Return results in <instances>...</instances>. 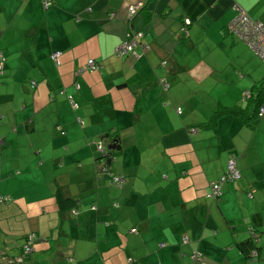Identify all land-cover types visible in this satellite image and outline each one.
<instances>
[{
    "label": "crops",
    "instance_id": "crops-1",
    "mask_svg": "<svg viewBox=\"0 0 264 264\" xmlns=\"http://www.w3.org/2000/svg\"><path fill=\"white\" fill-rule=\"evenodd\" d=\"M42 2L0 0V157L23 125L34 170L25 189L0 168V199L10 198L0 201V264H199L194 253L203 264H264V117L199 126L217 106L251 114L242 94L256 93L264 65L229 24L239 9L264 23V0ZM130 32L139 45L117 57ZM115 135L103 170L91 143ZM231 156L240 179L210 199ZM56 184L73 209L57 208ZM250 237L258 254L247 257L239 244Z\"/></svg>",
    "mask_w": 264,
    "mask_h": 264
},
{
    "label": "built area",
    "instance_id": "built-area-1",
    "mask_svg": "<svg viewBox=\"0 0 264 264\" xmlns=\"http://www.w3.org/2000/svg\"><path fill=\"white\" fill-rule=\"evenodd\" d=\"M42 4L44 8H48L50 6V0H42ZM142 7V5L139 6H132L128 9V21H131V19L136 15V13L139 11V9ZM186 24L189 23L188 20H185ZM230 31L237 36L241 41H243L247 47L264 63V23H261L259 21L253 20L250 18L244 11L240 10L238 11L237 16L233 19V21L229 24ZM139 34L135 33H128L127 39L121 43L119 46L115 49V55L117 57H124L125 55H128L130 53H134V49L139 45ZM60 53L56 52L54 53L51 58L58 64V57ZM4 61V58L2 57V54L0 53V67L2 62ZM88 67L91 70H97L99 68V64L96 63L93 60L88 61ZM33 85V84H32ZM244 98L249 97V93L245 92L243 93ZM178 113H180V110H178ZM259 115L264 116V104L260 106L259 108ZM98 151H102L101 145L97 146ZM235 161L233 159H230L227 162L226 172L224 176L220 179L219 184H212L210 187V193L209 197L215 200H218L221 192H220V185L224 184L225 182H232L239 178L238 171L236 169ZM115 183L122 184L123 180L120 177H116L114 179ZM9 197H3L0 199L2 200H9ZM33 240V237L30 235L28 237L29 243L26 245V251H30V243ZM182 242L186 243L187 238L183 237ZM163 246V244H161ZM192 259L200 261V264H203L200 259V255L197 253H194L192 256Z\"/></svg>",
    "mask_w": 264,
    "mask_h": 264
},
{
    "label": "trees",
    "instance_id": "trees-1",
    "mask_svg": "<svg viewBox=\"0 0 264 264\" xmlns=\"http://www.w3.org/2000/svg\"><path fill=\"white\" fill-rule=\"evenodd\" d=\"M51 4H52V0H50V6H51ZM2 57H3V55H2ZM99 68H100V66H99ZM257 84L258 85L254 86L252 88L253 90H256V93L254 95H252L251 92H248L249 93V97L248 98H244L243 94H242V98L244 100H249V99L251 100L253 98V108H252L251 114H248V110L246 108H242L240 106H233V107L217 106L212 111L210 119L206 123H203V124H201L199 126L201 128L215 129L217 120L219 119L220 116H223V115H231V116H234V117H239L240 119H242L248 125H249V123L251 121L256 120V119H261L262 117H264V116H260L259 115V108H260L261 105L264 104V79L259 81ZM106 138L107 137H103L102 138V142L100 144H98V145H101V147H102V151H100L101 152V157L103 155H110V164L105 163V166H104L103 170H107L112 165V162L114 161V155L117 154V153H115L112 150L104 149L103 142L106 140ZM115 138L117 139V140H114L115 146H116V148H119L118 147V137H117V135H115ZM1 145H2V139L0 138V146ZM115 151H117V150H115ZM102 159H106V158H102ZM230 159H233L235 161V163H236V158L235 157L231 156L227 160V162ZM226 167H227V163H226ZM226 167H225V171H224L223 175L219 178V180L215 184H219L220 183V179L224 176V174L226 172ZM236 169H237V166H236ZM238 174H239V171H238ZM116 177L122 178L123 183L122 184L115 183L114 179ZM239 179H240V174H239V178L236 179V180H239ZM124 182H125L124 177L119 176V175H112V178H111V181H110L109 185L115 186L117 188H122V185L124 184ZM225 183H229V182H225ZM212 184H214V183H212ZM221 185H220V192H221ZM54 198H55V202H56L57 208L60 211H68V210L73 209L76 206L75 199L67 196L65 194L63 188H61L57 184H56ZM93 209H95V208L93 207ZM239 247H240L241 251L247 257H252L254 253L256 255L258 254L257 251H256L257 249H256V247L254 245L253 239L251 237L246 239V240H244V241H242L239 244ZM132 264H141V263L133 262Z\"/></svg>",
    "mask_w": 264,
    "mask_h": 264
},
{
    "label": "rangeland",
    "instance_id": "rangeland-1",
    "mask_svg": "<svg viewBox=\"0 0 264 264\" xmlns=\"http://www.w3.org/2000/svg\"><path fill=\"white\" fill-rule=\"evenodd\" d=\"M252 54L254 55V57H256L260 61V63H262L264 65V63L253 52H252ZM68 102L71 104L72 107H75L76 104H75V101H73V99L69 98ZM82 127L83 126H79V128H82ZM21 131L19 132V135H18L19 144L17 146H19V148L17 146H14L13 148L9 147V148H6L4 150L3 155L0 157V168H2L3 172L7 171V173H5L7 176L20 177L19 179L12 181L14 184L12 186L13 188H15V187L18 188L19 187L18 185L21 184L20 186L22 188L26 189L27 188L26 186L28 185L29 180H31V178H33L34 170L32 168L33 167L32 156L26 147V142H27V137H28L29 132H26V128L23 125L21 126ZM21 133H23V134H21ZM91 142H93V141H91ZM100 143H101L100 140H98L97 142L95 141V142L91 143L92 144V150L94 151V154L97 155V157H98L97 160L94 159V163L105 166L106 159H102L101 158V152L97 150V145ZM126 155L134 156L130 151H128V149L126 151ZM129 160H131V159L126 158V162H128ZM137 163H138V160L135 157V161H133L132 164L136 165ZM122 165H126V163H122ZM111 178H112V176H111ZM110 181H109V183H110ZM10 183H11V181H7V183H6L7 188L10 186ZM210 199H212V198H210ZM14 218L18 222V219L16 217H14ZM28 237H27V239H28ZM27 239L25 238V244L23 245V249L21 251V253L24 256L29 253V251L27 252L26 248H25V246L29 243V241H27ZM0 241H1L0 244L2 245V247H4L3 240L1 239ZM1 251L2 250H0V252Z\"/></svg>",
    "mask_w": 264,
    "mask_h": 264
},
{
    "label": "water",
    "instance_id": "water-1",
    "mask_svg": "<svg viewBox=\"0 0 264 264\" xmlns=\"http://www.w3.org/2000/svg\"><path fill=\"white\" fill-rule=\"evenodd\" d=\"M103 147L106 150H112V151L119 150V148H116L114 141H111L109 139H106L103 142ZM101 158H106V163L110 164V155H103Z\"/></svg>",
    "mask_w": 264,
    "mask_h": 264
}]
</instances>
